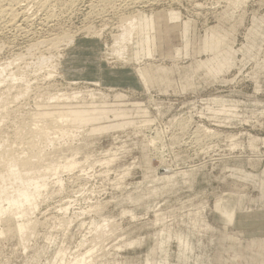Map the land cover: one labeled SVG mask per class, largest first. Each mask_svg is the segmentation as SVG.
Wrapping results in <instances>:
<instances>
[{"label": "rangeland", "instance_id": "rangeland-1", "mask_svg": "<svg viewBox=\"0 0 264 264\" xmlns=\"http://www.w3.org/2000/svg\"><path fill=\"white\" fill-rule=\"evenodd\" d=\"M47 2L0 16V148L46 183L25 238L0 215V264H264V0ZM94 105L129 111L33 138L40 113Z\"/></svg>", "mask_w": 264, "mask_h": 264}, {"label": "bare ground", "instance_id": "bare-ground-1", "mask_svg": "<svg viewBox=\"0 0 264 264\" xmlns=\"http://www.w3.org/2000/svg\"><path fill=\"white\" fill-rule=\"evenodd\" d=\"M21 1L23 2V0H10V2H11L10 5L11 6H9V5L7 7L3 6V5L0 6V16L8 17L9 21L7 22V24L10 27L20 26L19 22L26 21L29 18V15L27 13V8H26L28 6L22 5ZM46 2H47V0H40L41 6L46 5ZM13 4H14V6L18 5V7L17 8L14 7ZM169 14H170V18L173 21L174 20L175 21H178V20L180 21L179 12L177 13V12L174 11V12H170ZM133 15L134 14H132L131 17ZM129 18H130V16H129ZM135 18L136 17H134V16H133V18H131V20L127 18L129 20L128 24H127V21H125L126 17H125V20H122V18H121V23L123 24L122 21H125L126 22L125 24H127V25L123 24L122 30H121L120 27H118L121 30V32H120V34L115 36V42H114V47H113V51H112V52H115L120 57H122L125 54L124 51L126 52V50H125V48H127L126 47V43L133 39V37H134L133 35H137V34H135V32L139 28V21H137ZM150 18H151L150 19L151 28H152V31H154L153 29L155 28V19H154V17H150ZM123 19H124V17H123ZM121 23H120V25H121ZM188 28H190V27H188L187 24H186L185 25V34H186V36H187V33H188ZM67 39L69 41L71 40L69 38H67ZM185 39H187V38H185ZM127 44L129 45L131 43L129 42ZM205 49H207V48H205ZM13 62L14 61H12V62H10V63H8L5 66H2L0 68V76H2L3 73H5L7 71V69L13 64ZM9 77L14 78V74L12 72H10V76ZM14 80H16V78H14ZM0 81H1V79H0ZM78 94H80V92L75 93V97ZM116 97H118V98L119 97H123V95L119 93ZM94 106H93L92 110L75 109V110L64 111V112H60V113L51 112V111H45V112H42V113L39 114L40 117H38L39 115L37 114L38 116H36V118L38 117V119H40L42 117V119L44 118L45 120H49L50 123L46 124L44 122L45 125H43L42 128L38 127V128H40L39 130L38 129H37V131L33 130L34 131V133H33L34 137L33 138L37 137V138H40L41 140H47L48 139V141L52 142V137H51V140H50V136H51L50 132L51 131L49 132V129L51 128V123H53L54 126L56 127V128L53 127L54 129H58V130H56L57 133L61 132L60 135H62V134H65V133H67L69 131L66 128V126H65L67 124V122H72V124L73 123H75V124L77 123L78 125L79 124L80 125H85V124H88V123L100 122L103 119H107L110 114H114L115 117L127 116L128 115L127 113L129 111V110H126V109L114 110L113 108H115V107L100 109L99 107H96L97 105L95 107ZM4 107H3V109H4ZM44 119H43V121H44ZM61 122L62 123L66 122V124L65 125H64V123L60 124ZM125 123H123V124H120V123L103 124L101 126H97V127L93 128V131H98V132H100V131L101 132L102 131H105V132L106 131H111L112 129H115L117 127H121L122 128ZM128 123H130V122H128ZM58 131H60V132H58ZM54 138H53V140H54ZM32 141H33V139H32ZM40 145H42V144H40ZM7 146L6 147H2V149L0 148V215H2V216L6 215L7 218H13V217L16 218V216L18 214H20L19 216H21V214H22V217H19L21 219H17V229L22 234V237L25 238L27 233H31L34 230V226H32L30 224V220L28 218L29 214L27 215V212H30L29 207H31V206L33 208L37 207V199L39 198V194H41L42 188L46 186V183L44 182V179L41 176H37V175H34V176H32V175H23L19 171V166L21 164H23L27 159L26 158H22L21 156H18L19 154L15 155L14 151L12 152V151L8 150L11 147L7 148ZM12 147H14V146H12ZM28 148H29V151L35 152V155H33V157L39 158V156H41L43 154V151L41 149L40 150L38 149L39 146L37 148V144L34 141L33 142H29V147ZM12 150H14V149H12ZM69 165L70 166H68L66 168L71 169L74 166V163H70ZM5 202H6V205H5ZM25 204H29V207L26 208ZM28 209H29V211H28ZM230 210H232V209H230ZM230 210L227 209L225 211V213L229 217H232L234 211L233 210L230 211ZM89 253L90 252L88 251L87 254H89ZM90 259H92V256H88L87 257V255H81V256L75 258L74 262L70 263V264H94Z\"/></svg>", "mask_w": 264, "mask_h": 264}]
</instances>
